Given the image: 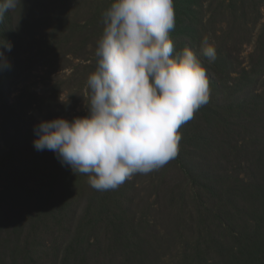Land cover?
I'll use <instances>...</instances> for the list:
<instances>
[{
    "label": "trees",
    "instance_id": "16d2710c",
    "mask_svg": "<svg viewBox=\"0 0 264 264\" xmlns=\"http://www.w3.org/2000/svg\"><path fill=\"white\" fill-rule=\"evenodd\" d=\"M97 1L103 11L113 2ZM195 1L173 0L175 27L184 38L196 33L192 25L181 27L195 21ZM10 14L0 22V52L11 39ZM260 71L251 70L247 82ZM211 93L196 112L199 120L205 116L214 137L192 127L179 130L177 155L155 171H162V189L172 185L167 200L178 219L173 237L179 247L170 264H264V139L256 136L264 131L263 97L217 105ZM35 98L24 90L10 106L0 91V264H165L147 210L143 215L136 210L140 174L115 190L97 191L88 174L62 165L52 151L35 150L37 137L24 119ZM243 123H252L251 131ZM244 134L252 137L240 143ZM210 158L221 170H209Z\"/></svg>",
    "mask_w": 264,
    "mask_h": 264
},
{
    "label": "rangeland",
    "instance_id": "374dc122",
    "mask_svg": "<svg viewBox=\"0 0 264 264\" xmlns=\"http://www.w3.org/2000/svg\"><path fill=\"white\" fill-rule=\"evenodd\" d=\"M96 1L20 0L15 9L9 10L11 21L6 24V33L11 39L0 53L4 54L1 62L6 61L10 67L0 70V91L10 106L18 103L24 90L35 93L31 112L24 116L31 131L41 121L63 118L71 122L86 116L87 78L95 70V51L104 27V7ZM191 9L197 14L195 21L181 27L192 25L196 33H192V38H184L178 35L179 27H175L171 32L177 36L170 32L173 55L184 48L194 53L206 72L217 105L230 103L231 99L250 101L262 96L260 104L264 111V0H196ZM204 37L216 51L214 61L202 54ZM40 51L50 54L40 57ZM256 68L261 69L260 74L249 84L247 75ZM241 78L243 82L238 80ZM241 85L243 89H239ZM199 117L195 112L179 130L192 127L193 132L205 130L208 138L214 137L207 129L210 123L205 116L201 115V120ZM197 119L198 123H189ZM243 124L251 131L252 123ZM257 135L264 139V131ZM251 137L244 134L238 141L246 142ZM207 160L211 162L210 171L218 167L221 170L212 158ZM199 161L205 163L204 159ZM168 163L160 168H166ZM245 167L240 170L244 169L241 176L248 175ZM229 169L236 168L229 165ZM155 171L137 177L139 197L135 204L138 214L147 210L144 215L156 230L155 248L163 263L170 264L179 247L173 237L178 219L167 200L172 185H167L168 191L162 189V171ZM174 179V174L169 175L168 181ZM181 220L185 222L187 218Z\"/></svg>",
    "mask_w": 264,
    "mask_h": 264
},
{
    "label": "clouds",
    "instance_id": "9594fccd",
    "mask_svg": "<svg viewBox=\"0 0 264 264\" xmlns=\"http://www.w3.org/2000/svg\"><path fill=\"white\" fill-rule=\"evenodd\" d=\"M18 3L0 0V22ZM103 25L96 67L87 78L89 115L41 121L32 142L35 150L52 151L62 165L88 174L97 191L115 190L175 158L180 127L210 99L206 72L194 53L184 48L173 55V0H113ZM201 50L215 60L207 37ZM9 67L0 62V70Z\"/></svg>",
    "mask_w": 264,
    "mask_h": 264
}]
</instances>
